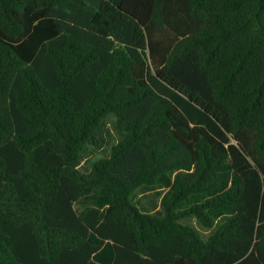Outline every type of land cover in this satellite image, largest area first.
<instances>
[{
	"label": "trees",
	"instance_id": "trees-1",
	"mask_svg": "<svg viewBox=\"0 0 264 264\" xmlns=\"http://www.w3.org/2000/svg\"><path fill=\"white\" fill-rule=\"evenodd\" d=\"M0 264H264V0H0Z\"/></svg>",
	"mask_w": 264,
	"mask_h": 264
},
{
	"label": "rangeland",
	"instance_id": "rangeland-1",
	"mask_svg": "<svg viewBox=\"0 0 264 264\" xmlns=\"http://www.w3.org/2000/svg\"><path fill=\"white\" fill-rule=\"evenodd\" d=\"M113 119H109L108 123L104 126L102 137L105 140L103 148L98 152L94 153L92 156L101 155L105 156L109 153L110 146L117 141L118 135L114 130ZM166 189H160L157 192H137L134 197L135 203L138 204L141 211L148 209L150 212L154 210L155 206H159L161 201V196L158 194L164 193ZM183 225L191 227L198 236L206 241L209 235V232L205 231L194 219H189L181 222Z\"/></svg>",
	"mask_w": 264,
	"mask_h": 264
}]
</instances>
